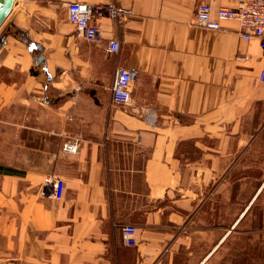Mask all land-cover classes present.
I'll list each match as a JSON object with an SVG mask.
<instances>
[{
  "label": "crops",
  "instance_id": "1",
  "mask_svg": "<svg viewBox=\"0 0 264 264\" xmlns=\"http://www.w3.org/2000/svg\"><path fill=\"white\" fill-rule=\"evenodd\" d=\"M64 1L15 0L1 25L0 264H264L257 41L236 21L196 25L209 0H76L127 10L93 15L89 41ZM119 66L133 73L125 107Z\"/></svg>",
  "mask_w": 264,
  "mask_h": 264
},
{
  "label": "built area",
  "instance_id": "2",
  "mask_svg": "<svg viewBox=\"0 0 264 264\" xmlns=\"http://www.w3.org/2000/svg\"><path fill=\"white\" fill-rule=\"evenodd\" d=\"M25 2L33 0H24ZM211 1L216 2L213 7ZM65 19L70 22L78 36L89 41H99V28L90 22L93 15L106 12L110 17H122L127 10L115 3L91 4L76 0L63 2ZM236 21L240 27V36L245 40L255 39L259 48L264 51V0H238L234 5L224 3V0H209L197 5L195 24L216 30L220 27L221 21ZM119 43L115 39L108 41L107 50L115 52ZM258 81L264 83V63H262L257 75ZM133 73L128 68L119 66L116 68L111 86L112 101L122 107L131 104V84ZM68 148H75L74 145H66ZM44 185L49 195L58 200L61 198L64 188V180L57 174H49L44 179ZM124 245L133 246L136 244V227L132 224H123L120 227Z\"/></svg>",
  "mask_w": 264,
  "mask_h": 264
},
{
  "label": "water",
  "instance_id": "3",
  "mask_svg": "<svg viewBox=\"0 0 264 264\" xmlns=\"http://www.w3.org/2000/svg\"><path fill=\"white\" fill-rule=\"evenodd\" d=\"M15 0H0V26L2 25V23L4 22V20L6 19L7 15L9 14L13 3ZM5 36L6 34L3 33L0 36V47L3 45L4 41H5ZM36 61L37 62H43L44 58L42 56L36 55Z\"/></svg>",
  "mask_w": 264,
  "mask_h": 264
},
{
  "label": "rangeland",
  "instance_id": "4",
  "mask_svg": "<svg viewBox=\"0 0 264 264\" xmlns=\"http://www.w3.org/2000/svg\"><path fill=\"white\" fill-rule=\"evenodd\" d=\"M1 27V29H0V31H4L5 29H4V25L3 26H0Z\"/></svg>",
  "mask_w": 264,
  "mask_h": 264
}]
</instances>
